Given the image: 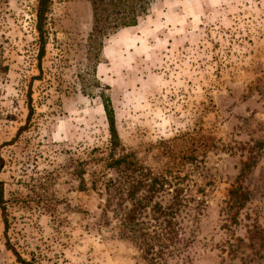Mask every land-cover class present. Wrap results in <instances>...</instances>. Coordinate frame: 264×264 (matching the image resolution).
I'll return each instance as SVG.
<instances>
[{"label": "rangeland", "instance_id": "rangeland-1", "mask_svg": "<svg viewBox=\"0 0 264 264\" xmlns=\"http://www.w3.org/2000/svg\"><path fill=\"white\" fill-rule=\"evenodd\" d=\"M36 6L0 0V264H264V0H154L100 40L54 0L41 62Z\"/></svg>", "mask_w": 264, "mask_h": 264}, {"label": "trees", "instance_id": "trees-1", "mask_svg": "<svg viewBox=\"0 0 264 264\" xmlns=\"http://www.w3.org/2000/svg\"><path fill=\"white\" fill-rule=\"evenodd\" d=\"M54 0H37L36 6V30L39 35V54L38 59L41 62L46 53L47 46V20L48 15L50 14L51 7ZM92 3L93 13H94V29L91 35V38L95 40H100L103 36H110L111 34L117 33L118 31L135 27L139 23V18L146 14L149 6L154 0H89ZM29 121L33 116L34 110L31 104V95L29 96ZM105 111L108 118L109 130L111 134V144L114 149H116L119 144V135L116 125V116L115 111L111 106L109 100H105ZM123 160H116L114 164L121 165ZM112 164V166L114 165ZM111 166V167H112ZM2 164L0 165V172L2 169ZM143 185V183H140ZM164 187L163 183L159 181L158 178H155L152 181V184L148 187L149 192L156 193L157 190ZM132 194L131 192L129 195ZM230 207L239 211L245 206V203L249 200V194L245 191L242 186H237L233 188L229 193ZM5 195H4V185L0 181V207L5 214ZM171 208V207H170ZM238 214V212H236ZM127 218H133L130 214L127 215ZM252 239H257L260 242V245L264 247V230H255L251 232ZM14 251V250H13ZM18 261L21 264H31L26 260L22 259L17 252H15Z\"/></svg>", "mask_w": 264, "mask_h": 264}]
</instances>
